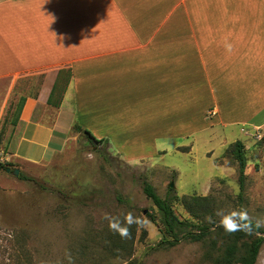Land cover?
Listing matches in <instances>:
<instances>
[{
    "label": "crops",
    "instance_id": "1",
    "mask_svg": "<svg viewBox=\"0 0 264 264\" xmlns=\"http://www.w3.org/2000/svg\"><path fill=\"white\" fill-rule=\"evenodd\" d=\"M5 79L30 83L9 158L53 160L74 125L193 155L209 129L264 130V0H0Z\"/></svg>",
    "mask_w": 264,
    "mask_h": 264
},
{
    "label": "rangeland",
    "instance_id": "2",
    "mask_svg": "<svg viewBox=\"0 0 264 264\" xmlns=\"http://www.w3.org/2000/svg\"><path fill=\"white\" fill-rule=\"evenodd\" d=\"M13 84L14 79L0 80V153L10 156L18 139L15 126L23 100L19 90L30 83ZM245 131L252 134L251 129ZM245 134L237 129L229 136L219 128L209 129L198 139L193 155L172 151L159 157L151 155L154 145L111 141L102 146L74 132V140L51 161L39 164L11 157L7 163L13 167L8 168L19 169L20 174L0 169V264H214L205 255L215 239L221 246L215 233L203 242L157 247L163 240L160 216L142 182L148 180L162 198L170 195L172 183L179 198H211V213L205 218L194 217L175 202L181 220L217 225L218 211L233 210H247L253 221L264 219V130L259 131L260 139ZM225 139L246 145L243 196H239L238 165L226 154L229 145H222ZM127 212L141 218L142 226L133 225L130 237L122 239L110 231L104 215L122 218ZM149 214L157 221L152 222ZM256 264H264V245Z\"/></svg>",
    "mask_w": 264,
    "mask_h": 264
},
{
    "label": "trees",
    "instance_id": "3",
    "mask_svg": "<svg viewBox=\"0 0 264 264\" xmlns=\"http://www.w3.org/2000/svg\"><path fill=\"white\" fill-rule=\"evenodd\" d=\"M23 103L24 100H22L19 108V117L22 111ZM73 131L76 133H83L87 136L91 143L100 144L102 146L108 145L106 140L97 139L90 131L83 129L79 125H74ZM262 142H264V137ZM226 154L230 155L238 165L240 183L239 196H243L247 179L246 168L248 163L245 143L242 141L232 143L228 147ZM8 167H13V164H0V169L6 170ZM21 178L27 181L32 180L24 175H22ZM142 186L145 195L153 202L160 216L163 240L158 244V248L175 247L182 241L203 242L207 237L215 233L216 236L221 239V246L217 247V240L215 239L213 241L211 251L206 253L205 258L214 264L257 263L261 249L264 245V227L257 228L255 226V221H253L251 233L241 231L228 235L218 224L208 225L206 221L195 224L192 220H181L175 213V202H181L194 217H199V214H201V216L205 218L208 213H211V210L208 209L212 204L211 198L196 195L179 198L175 194V191L171 188L169 189L170 195L167 198H162L157 194L154 186L148 182V180L144 179ZM212 215H214V212ZM148 216L152 222L157 221L155 215L149 214ZM212 228H215V230L212 231ZM215 253H217V255H215Z\"/></svg>",
    "mask_w": 264,
    "mask_h": 264
},
{
    "label": "clouds",
    "instance_id": "4",
    "mask_svg": "<svg viewBox=\"0 0 264 264\" xmlns=\"http://www.w3.org/2000/svg\"><path fill=\"white\" fill-rule=\"evenodd\" d=\"M216 214L220 216L218 225L224 229L226 234L232 235L241 231L251 233L253 220L247 210H233L228 213L218 211ZM104 219L108 221L110 231L119 234L122 239L130 237V229L133 225H136L137 228L142 226V219L135 217L131 212L123 214L122 218L120 215L113 216L106 213ZM207 219L211 222V217ZM255 226L257 228L264 227V219H257Z\"/></svg>",
    "mask_w": 264,
    "mask_h": 264
},
{
    "label": "built area",
    "instance_id": "5",
    "mask_svg": "<svg viewBox=\"0 0 264 264\" xmlns=\"http://www.w3.org/2000/svg\"><path fill=\"white\" fill-rule=\"evenodd\" d=\"M243 131L246 132L245 129H243ZM259 131H260V129H257L252 134H247V132H246V135H248V136H256V137H258L260 139L261 135L259 134ZM7 162H10V158L4 153H0V164H5Z\"/></svg>",
    "mask_w": 264,
    "mask_h": 264
},
{
    "label": "water",
    "instance_id": "6",
    "mask_svg": "<svg viewBox=\"0 0 264 264\" xmlns=\"http://www.w3.org/2000/svg\"><path fill=\"white\" fill-rule=\"evenodd\" d=\"M6 172H7V173H12V174L15 175L16 177H18L19 174H20V170H19V169H11V168H7V169H6ZM170 187H171V188H174V187H175V186H174V183H172V184L170 185Z\"/></svg>",
    "mask_w": 264,
    "mask_h": 264
}]
</instances>
